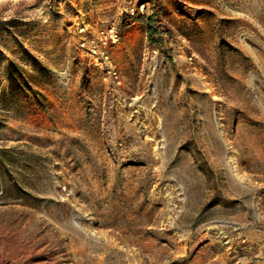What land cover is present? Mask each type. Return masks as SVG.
<instances>
[{
    "label": "rangeland",
    "instance_id": "rangeland-1",
    "mask_svg": "<svg viewBox=\"0 0 264 264\" xmlns=\"http://www.w3.org/2000/svg\"><path fill=\"white\" fill-rule=\"evenodd\" d=\"M149 1L0 0V264H264V0Z\"/></svg>",
    "mask_w": 264,
    "mask_h": 264
},
{
    "label": "built area",
    "instance_id": "built-area-1",
    "mask_svg": "<svg viewBox=\"0 0 264 264\" xmlns=\"http://www.w3.org/2000/svg\"><path fill=\"white\" fill-rule=\"evenodd\" d=\"M127 12L131 17H138V18L151 17L154 15V10L151 9L149 0H136V3L134 5L131 4L129 6ZM92 52L96 54L97 50L94 47H92Z\"/></svg>",
    "mask_w": 264,
    "mask_h": 264
},
{
    "label": "trees",
    "instance_id": "trees-1",
    "mask_svg": "<svg viewBox=\"0 0 264 264\" xmlns=\"http://www.w3.org/2000/svg\"><path fill=\"white\" fill-rule=\"evenodd\" d=\"M153 18H154V15L151 16V17H148V20H153ZM149 29H150V30H149V38H152V36L154 35L155 31H153L151 25H150Z\"/></svg>",
    "mask_w": 264,
    "mask_h": 264
}]
</instances>
